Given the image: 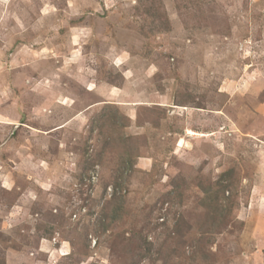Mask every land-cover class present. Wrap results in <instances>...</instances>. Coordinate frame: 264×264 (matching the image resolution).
I'll return each instance as SVG.
<instances>
[{"label":"rangeland","instance_id":"rangeland-1","mask_svg":"<svg viewBox=\"0 0 264 264\" xmlns=\"http://www.w3.org/2000/svg\"><path fill=\"white\" fill-rule=\"evenodd\" d=\"M0 264H264V0H0Z\"/></svg>","mask_w":264,"mask_h":264},{"label":"built area","instance_id":"built-area-1","mask_svg":"<svg viewBox=\"0 0 264 264\" xmlns=\"http://www.w3.org/2000/svg\"><path fill=\"white\" fill-rule=\"evenodd\" d=\"M95 178H96V177L92 175V180H93V182H94V179H95Z\"/></svg>","mask_w":264,"mask_h":264},{"label":"bare ground","instance_id":"bare-ground-1","mask_svg":"<svg viewBox=\"0 0 264 264\" xmlns=\"http://www.w3.org/2000/svg\"><path fill=\"white\" fill-rule=\"evenodd\" d=\"M200 136V135H199ZM181 145H183L182 143H180V145L179 146H181Z\"/></svg>","mask_w":264,"mask_h":264},{"label":"trees","instance_id":"trees-1","mask_svg":"<svg viewBox=\"0 0 264 264\" xmlns=\"http://www.w3.org/2000/svg\"><path fill=\"white\" fill-rule=\"evenodd\" d=\"M207 193H209V192H207Z\"/></svg>","mask_w":264,"mask_h":264}]
</instances>
